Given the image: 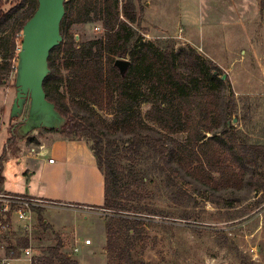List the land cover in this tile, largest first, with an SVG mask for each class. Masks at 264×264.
I'll use <instances>...</instances> for the list:
<instances>
[{
	"label": "trees",
	"instance_id": "trees-1",
	"mask_svg": "<svg viewBox=\"0 0 264 264\" xmlns=\"http://www.w3.org/2000/svg\"><path fill=\"white\" fill-rule=\"evenodd\" d=\"M64 6L62 41L50 51L43 88L66 122L60 130L42 129L90 146L104 179V202L97 207L114 214L106 228L107 264H144L126 254L116 234L133 235L135 217L151 214L158 179L181 205L187 192L176 179L197 185L217 173L229 187L263 156L262 146L235 142L234 92L222 70L190 45L175 50L145 40L134 26L139 16L133 0H67ZM36 7L37 0H19L0 10V75L15 71L22 26ZM90 21H99L104 35L76 42L71 26ZM117 58L129 60L123 74ZM142 104H149L143 114ZM18 138L10 128L0 160L17 153ZM2 181L0 170V187ZM27 245L20 236L17 248ZM41 263L78 264L57 249Z\"/></svg>",
	"mask_w": 264,
	"mask_h": 264
},
{
	"label": "rangeland",
	"instance_id": "rangeland-1",
	"mask_svg": "<svg viewBox=\"0 0 264 264\" xmlns=\"http://www.w3.org/2000/svg\"><path fill=\"white\" fill-rule=\"evenodd\" d=\"M18 1L0 0V10L5 12ZM133 1L139 16L138 24L134 26L145 40L155 41L160 45L171 44L175 50L190 45L201 56L212 61L217 51L214 47L227 48L237 44L235 38L231 39L235 27L228 25L226 21L215 27L208 26V34L202 35L198 42L197 32L202 33V26H198V22L196 27L185 24L181 0ZM146 1L151 2L152 10H148ZM258 2L262 7L264 0ZM145 16L150 24L144 19ZM70 31L78 43L104 35L99 21L75 23ZM221 61L225 62L224 59ZM246 64L248 62L244 63L245 66ZM245 69L238 74L239 80L235 85L225 70L221 69L234 92L236 106L231 115V124L237 130L238 139L235 142L245 146H262L263 156L256 157L255 163L246 166L243 174L238 173L241 181L236 180L229 187L220 182L217 173H212L211 178L205 176L203 184L197 185L189 179L186 182L176 179L187 192L181 205L175 202V199H180L179 195L171 198L159 178L158 193L152 199L151 214L135 217L139 223L135 225L133 235L116 234V237L120 236L122 239L121 248L132 260L144 264H264V64L249 68V74H246ZM14 74L15 71L9 75H0V154L9 136L11 124L24 116L20 114L9 121L10 107L15 96ZM247 87V91L243 90ZM234 89L245 93L237 94ZM148 108L149 104H142V114ZM98 113L103 118L111 117L109 112ZM234 119L236 121L233 122ZM58 135L63 137L60 139L68 140L59 132H48L42 128L18 138L17 153L12 155L7 152L2 160L1 188L20 194H33L44 184L53 188L62 173L55 171L56 166L50 165L48 159L55 161L54 165L64 164L61 161L66 159L62 155L63 147H53L51 139ZM41 143H44L48 154L41 158L30 154V148L37 150ZM70 157L74 163L81 160L72 152ZM83 159L81 161L88 162L89 157ZM71 167L76 174L72 172L71 197L67 199L83 202L86 197L95 199L98 195L102 196L101 176H97L96 169L94 174L89 171L90 175L86 169L82 171L80 167ZM234 170L239 172L237 166ZM175 189L173 194H177ZM143 197L144 194L140 193L139 198ZM63 205L58 203L56 206L40 207L34 213L29 231L23 234L21 230H17L4 244L17 245L20 236L27 237L33 264H42L43 258L52 257L56 249L78 264H107L106 228L114 214L96 208L73 212L63 209ZM87 238L91 240L90 245L84 243ZM16 251L23 253L15 249L14 254ZM0 252V256L7 254L6 251ZM11 264L28 262L20 260Z\"/></svg>",
	"mask_w": 264,
	"mask_h": 264
},
{
	"label": "crops",
	"instance_id": "crops-1",
	"mask_svg": "<svg viewBox=\"0 0 264 264\" xmlns=\"http://www.w3.org/2000/svg\"><path fill=\"white\" fill-rule=\"evenodd\" d=\"M181 2L183 4V12H185L183 16L185 24L196 27L195 25L198 22V26H202V33L200 31L197 32L198 42H200L202 35L208 34V26L215 27L222 21H226L228 25L235 27L231 39L235 38L237 44L227 48L214 47L217 51L214 50L215 53L213 57V61L220 69L225 70L234 85L237 83L236 81L239 80L237 77L238 74L244 71V68H246V74H249V68L254 66L259 67L264 64V4L261 7L258 0H181ZM145 3L148 5V10L153 9L151 2L146 1ZM144 19L150 24L146 16ZM209 31L212 34V30L209 29ZM240 35L242 37H240ZM203 48L206 49V46L203 45ZM223 59L225 62L221 61ZM245 62H248L246 66L244 65ZM248 89L249 87L243 90L247 91ZM234 90L237 94L245 93V91L239 92L237 89ZM60 138L63 137L58 135L51 140L53 141L52 143H54L53 147H63V154H61L63 157L66 156V159L63 158L61 162L64 164L54 165L55 161L53 160L49 162V164L56 166L55 171L61 172L62 177L54 183L51 189L44 184L40 189L37 188V191L33 192V194H23L62 203L64 204L62 207L63 209L73 212L84 211L82 210L84 208L100 209L97 206H101L104 202V179L102 172L96 164L93 153L88 148L89 144L84 140H64ZM40 146H42V148ZM37 148V150L30 148L32 152L30 154L35 155L37 158H41L48 154V150L44 143L39 144ZM60 152L62 151L60 150ZM64 152L66 155H64ZM71 152L75 157L78 155L81 160H84V157H89L88 162L77 160V162L74 163L71 160L72 157H70ZM71 166L80 167L82 171L86 169L90 175L92 172L94 174V172L96 173V171H98L97 176H101L100 180L102 181V196L98 195L95 199L86 197L83 202L67 199L71 197L70 194L73 181L71 178L72 172L76 174V171ZM0 170L2 175V160H0ZM89 171H91V173ZM54 193H56V195H51ZM74 206H77V208ZM83 217L87 218L86 215Z\"/></svg>",
	"mask_w": 264,
	"mask_h": 264
},
{
	"label": "water",
	"instance_id": "water-1",
	"mask_svg": "<svg viewBox=\"0 0 264 264\" xmlns=\"http://www.w3.org/2000/svg\"><path fill=\"white\" fill-rule=\"evenodd\" d=\"M66 1L37 0L35 11L22 26L14 74L15 96L9 114V120L24 115L16 129L19 138L39 128L60 130L66 122L55 104L47 99L43 88L50 72V51L62 41L60 23L65 14ZM114 65L123 74L129 60L117 58ZM225 76L222 75L223 78Z\"/></svg>",
	"mask_w": 264,
	"mask_h": 264
},
{
	"label": "built area",
	"instance_id": "built-area-1",
	"mask_svg": "<svg viewBox=\"0 0 264 264\" xmlns=\"http://www.w3.org/2000/svg\"><path fill=\"white\" fill-rule=\"evenodd\" d=\"M12 68L15 69L14 66ZM40 147L42 148V146ZM49 162H52L51 158ZM56 205H58V202L27 194L7 192L0 187V251L5 252L7 249L10 251V254L0 256V264H11L20 260L33 264L29 246L17 248V245L4 244V241L11 239L17 230H21L23 234L28 232L37 209ZM84 243L88 245L91 240L87 238ZM15 249L23 251V253L15 255L13 252ZM74 250L76 251L77 248H74Z\"/></svg>",
	"mask_w": 264,
	"mask_h": 264
},
{
	"label": "flooded vegetation",
	"instance_id": "flooded-vegetation-1",
	"mask_svg": "<svg viewBox=\"0 0 264 264\" xmlns=\"http://www.w3.org/2000/svg\"><path fill=\"white\" fill-rule=\"evenodd\" d=\"M22 121H23V117L20 120H16L14 123L11 124V129H17V127L20 125L19 123H22Z\"/></svg>",
	"mask_w": 264,
	"mask_h": 264
}]
</instances>
